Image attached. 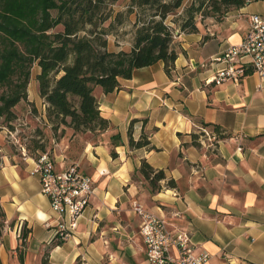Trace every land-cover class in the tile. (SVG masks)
Instances as JSON below:
<instances>
[{
    "label": "crops",
    "instance_id": "1",
    "mask_svg": "<svg viewBox=\"0 0 264 264\" xmlns=\"http://www.w3.org/2000/svg\"><path fill=\"white\" fill-rule=\"evenodd\" d=\"M251 14L264 17V0L231 8L197 32L179 33L170 74L158 61L120 79L112 92L95 88L112 128L73 134L65 127L48 149L57 170L76 164L93 180L87 208L59 244L56 220L31 173L34 158L0 153V264H148L140 218L131 210L135 199L170 228L187 231L198 250L208 251L205 264H264V82L253 72L219 85L205 82L222 67L212 57L244 38ZM38 73L36 64L29 86L40 108ZM133 119V139L144 134L148 146L128 145ZM203 123L225 136L195 144L192 134ZM142 160L164 171L160 190L151 191L138 174ZM167 179L175 186L165 185Z\"/></svg>",
    "mask_w": 264,
    "mask_h": 264
},
{
    "label": "trees",
    "instance_id": "2",
    "mask_svg": "<svg viewBox=\"0 0 264 264\" xmlns=\"http://www.w3.org/2000/svg\"><path fill=\"white\" fill-rule=\"evenodd\" d=\"M118 1L0 0V118L3 121L14 120V107L27 100L30 69L35 63L39 67L35 77L38 93L46 104L45 115L51 128L56 130L63 125L70 127L73 134L87 131L100 134L112 125L100 113L96 87L104 93L112 92L119 88L120 79H128L135 69L158 61L163 62L165 72L170 74L178 55L175 38L181 32L198 31L193 11L208 3L213 14L221 13L216 17L218 21L228 10L239 8L249 0H193L177 26L170 25L167 18L182 7L183 0H129L125 11L114 9ZM132 14L134 18L129 19ZM125 21L133 32L129 50H110L108 36ZM133 122L135 119L127 130L128 145L148 146L150 141L144 134L138 140L133 139ZM202 128L213 131L218 138L225 136L218 126L203 123L192 134L195 144L203 137ZM113 138L110 152L116 156L118 134ZM39 148L36 155L30 156L36 158L45 151L42 146ZM137 172L148 182L151 191L160 190V181L166 178L162 169H155L144 160ZM165 185L173 187L175 181L167 179ZM4 216L0 206V235ZM26 236L27 231H23L21 238ZM60 242V239L55 241ZM41 262L44 264L45 260Z\"/></svg>",
    "mask_w": 264,
    "mask_h": 264
},
{
    "label": "built area",
    "instance_id": "3",
    "mask_svg": "<svg viewBox=\"0 0 264 264\" xmlns=\"http://www.w3.org/2000/svg\"><path fill=\"white\" fill-rule=\"evenodd\" d=\"M211 61L222 67L205 79L206 83L219 85L227 80L235 81L248 72L257 73L264 82V17L251 14L244 38L212 57ZM202 131L206 141L216 139L213 131L207 128ZM23 156H27L26 152ZM31 173L39 178L41 193L46 196L56 220V238L66 239L74 232L89 204L93 193L92 178L82 173L76 164L57 170L48 151L33 159ZM131 210L140 218L139 233L148 264H205L208 261V251L198 250L187 231L170 228L163 217L147 210L136 199L131 201ZM43 224L50 226L48 220Z\"/></svg>",
    "mask_w": 264,
    "mask_h": 264
},
{
    "label": "rangeland",
    "instance_id": "4",
    "mask_svg": "<svg viewBox=\"0 0 264 264\" xmlns=\"http://www.w3.org/2000/svg\"><path fill=\"white\" fill-rule=\"evenodd\" d=\"M192 1L193 0H183L182 7L169 15L167 22L172 26H177V23H180L185 15V9L189 7ZM128 2L129 0H119L113 7L115 10L125 11ZM193 12L195 21L199 27H206L210 22L217 20V16L221 15V13L219 15H217V13L213 14L208 3H205L199 11ZM133 18V14L129 16V19ZM173 20H176V23H173ZM132 35L131 25L127 24L125 21L121 27L116 28L113 35L108 36L109 49L118 50L122 48L129 50L132 42ZM34 65L36 64L34 63L30 69V76ZM36 88L38 93V87L36 86ZM34 93L35 91L28 83L27 100L20 101L14 107L16 118L10 123H6L3 121V118H0V153L23 155V152H26L28 155H36L37 152L40 151L39 146H42L45 151H48L53 141L61 137L64 133L65 127L67 126L61 125L56 130L51 128V124L47 121L45 115L46 104L39 96L43 101V105L38 108L34 101H32L35 96Z\"/></svg>",
    "mask_w": 264,
    "mask_h": 264
}]
</instances>
